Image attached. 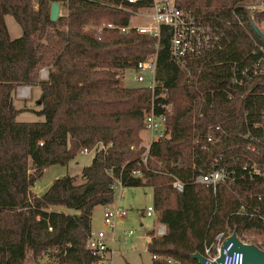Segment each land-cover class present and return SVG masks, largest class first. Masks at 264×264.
<instances>
[{"label": "trees", "instance_id": "1", "mask_svg": "<svg viewBox=\"0 0 264 264\" xmlns=\"http://www.w3.org/2000/svg\"><path fill=\"white\" fill-rule=\"evenodd\" d=\"M138 1L0 0V264H27L29 256L36 264H97L88 249L93 212L114 204L118 183L153 190L154 221L167 232H149L152 264H199L194 256L204 255L227 228L264 234L258 218L237 215L251 202L264 205V181L243 174L254 162L264 165V75L243 74L263 58L255 28L264 34V13L252 21L249 7L264 0H175L218 38L210 51L186 57L185 66L172 58L169 28H162L160 42L119 31L131 24L126 9L152 4ZM54 3L68 11L57 22L51 21ZM7 16L22 27L21 37L11 39ZM154 54L173 112L170 137L152 144L145 165L141 132L153 94L126 87L123 76ZM45 69L48 79L41 80ZM20 87L40 88L36 114L43 122L18 121L23 111L14 93ZM94 149L82 183L66 175L32 195L49 167L67 166ZM220 169L236 172V181L220 184L216 193L197 183ZM138 171L141 176H133ZM177 180L182 192L173 187ZM46 255L49 262H40Z\"/></svg>", "mask_w": 264, "mask_h": 264}, {"label": "built area", "instance_id": "2", "mask_svg": "<svg viewBox=\"0 0 264 264\" xmlns=\"http://www.w3.org/2000/svg\"><path fill=\"white\" fill-rule=\"evenodd\" d=\"M129 5H136L138 0H127ZM133 15H143L148 19L146 24L135 26L129 25L128 27L120 28L119 31L123 34L129 33L131 30H136L140 34L148 35L161 39L162 28L167 27L171 31V54L172 58L179 65H184L186 57H197L212 49L215 39L212 28L205 25L201 21L195 19L191 13H186L178 9L175 0H152V4L149 7H144L138 11L132 9H126ZM142 10H148V14L140 13ZM251 20H254L255 13H264V2H254L250 7ZM108 29H116L113 25H108ZM156 49H159V43L156 45ZM264 51V50H263ZM134 78L138 85L144 86L152 91L153 104L151 111L147 113L145 118V131L149 133L150 138L147 141L145 148L146 151L142 156V163L147 165L150 148L152 144L159 143L170 137L167 121L169 116L173 112V106L167 102L169 98V91L165 88L164 84L157 80V55L154 54L144 61L137 64L136 69L132 70ZM245 76L258 77L264 75V53L262 60H259L252 69L251 72H244ZM157 102V103H156ZM161 110V113L157 111ZM201 114L199 117H202ZM256 129L263 128L262 125H256ZM210 137V136H209ZM251 137V135H247ZM255 142H260V138L251 137ZM214 140L212 136L209 141ZM100 150L105 149L103 145L99 147ZM255 150V149H254ZM96 149L89 151L84 150L82 154H90L95 152ZM245 175H248L250 179H258L264 181V165H258L254 162L250 168L244 167ZM242 174V173H241ZM133 176H141V172H134ZM243 178V175L242 177ZM236 181V172H229L226 169L213 170L207 175L200 176L197 179V183L211 187L216 193L220 184L226 182ZM120 188H123L118 183ZM173 187L182 192L184 189L183 184L180 181H175ZM261 198L259 199V201ZM264 209V205L260 203L251 202V207L243 206L238 212V216L247 215L251 219L258 218L264 226V215L261 213ZM127 210L117 206H107L104 211V224L112 230V237H107L104 231L92 232L88 241V249L98 257L97 264H114L115 251L111 248V244L116 243L115 226L116 223L124 219L127 216ZM145 216L155 219V210L153 206H150L145 211ZM51 230V229H50ZM167 232V228L164 225L159 224L156 230V236H164ZM261 231H257L254 235L249 236L247 234H240L237 230H231L227 228L221 232L212 242L205 248L204 264H243V255L238 253L230 254L233 247L231 244L227 249H223L226 241H228L234 233L237 235V239L243 244H252L264 252V234L261 235ZM129 236L133 235V231L126 232ZM223 260H220L221 257Z\"/></svg>", "mask_w": 264, "mask_h": 264}, {"label": "rangeland", "instance_id": "3", "mask_svg": "<svg viewBox=\"0 0 264 264\" xmlns=\"http://www.w3.org/2000/svg\"><path fill=\"white\" fill-rule=\"evenodd\" d=\"M36 8L38 7L35 1ZM60 5V16H66L68 11L63 3ZM148 10H142L140 13L148 14ZM133 15V14H132ZM148 19L143 15H133L131 25L140 26L146 24ZM6 23L10 33L11 39H17L23 35L22 27L16 22L12 16L6 17ZM41 80L48 79V70H42L40 73ZM123 81L126 87L132 88L140 86L134 78L132 70H129L123 76ZM40 98L39 87H20L14 93L15 106L22 110L23 114L19 116V122L34 123L43 122L44 118L39 117L36 112L40 110L38 100ZM142 146L146 145L150 138L149 133L145 130L141 132ZM95 152L90 154H80L67 166L55 165L49 167L44 176L37 182L32 189V195H42L53 184L56 179L70 175L77 178L78 183H82V171L88 167L94 159ZM120 187H117L114 207H120L127 210L128 215L125 219L120 220L116 227V243L114 244L115 262L114 264H152V256L148 252V248L143 242V236L147 231L157 230L158 224H155L154 219L142 215V211H146L150 206H153V191L150 188H131L122 191L121 203ZM60 210L71 212L63 207H58ZM104 209H96L95 216L98 224L103 228L107 237H112V230L104 224ZM144 225L142 227L141 225ZM134 231V236L127 238L126 231ZM40 262H49L47 255L44 256ZM127 262V263H126ZM27 264H36L31 256H29Z\"/></svg>", "mask_w": 264, "mask_h": 264}, {"label": "water", "instance_id": "4", "mask_svg": "<svg viewBox=\"0 0 264 264\" xmlns=\"http://www.w3.org/2000/svg\"><path fill=\"white\" fill-rule=\"evenodd\" d=\"M60 17V5L59 3H54L51 7V21L57 22ZM255 31L264 42V34L258 28H255ZM231 244H233V247L230 254H242L243 264H264V252L252 244L241 243L237 239L236 233H234V235L226 241L223 249H227ZM194 258L199 262V264H204L205 262V258L201 254H196ZM223 259L224 257L222 256L220 260Z\"/></svg>", "mask_w": 264, "mask_h": 264}, {"label": "crops", "instance_id": "5", "mask_svg": "<svg viewBox=\"0 0 264 264\" xmlns=\"http://www.w3.org/2000/svg\"><path fill=\"white\" fill-rule=\"evenodd\" d=\"M40 95H41V90H40ZM21 114H23V113H21ZM21 114L19 115V116H21ZM19 118V117H18ZM128 189V188H127ZM129 189H131V188H129ZM123 190H126L125 188H120V192H121V194H120V198H119V200L121 199H123V197H122V191ZM153 191V190H152ZM121 200L119 201V204L121 203ZM114 205V204H113ZM120 206V205H119ZM100 209V208H103L104 210H105V207H102V206H99V207H97L96 209ZM96 209L94 210V212H93V217H92V232H100V231H104L103 230V228L98 224V222H97V219H96V216H95V212H96ZM53 210L54 211H59V212H65L66 214H73L74 212L73 211H71V212H67V211H64V210H60L58 207H56V208H53ZM127 215H128V213H127ZM142 215L144 216L145 215V211H142ZM127 217V216H126ZM125 217V218H126ZM124 218V219H125ZM103 220H104V217H103ZM121 220H123V219H121ZM120 221V220H119ZM118 221V222H119ZM118 222L116 223V226H115V235H116V227H117V224H118ZM142 227H144V225L142 224L141 225ZM132 231V230H131ZM152 231H155V229L154 230H152ZM152 231H147L146 233H145V235L143 236V242H144V244L146 245V247H148V244L150 243V241H151V237L149 236V232H152ZM126 232H128V231H126ZM134 232V231H133ZM113 233V232H112ZM125 236H126V240H127V238H131V237H133L134 236V234L133 235H131V236H129L128 234H126L125 233ZM109 238H111V237H109ZM111 248L112 249H114V244H111ZM114 262H115V255H114ZM127 263V262H126ZM127 264H129V263H127Z\"/></svg>", "mask_w": 264, "mask_h": 264}]
</instances>
